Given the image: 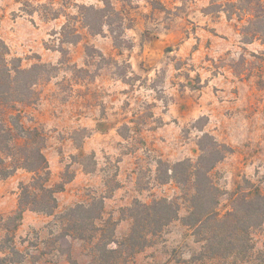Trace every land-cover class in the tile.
Listing matches in <instances>:
<instances>
[{
    "label": "rangeland",
    "instance_id": "obj_1",
    "mask_svg": "<svg viewBox=\"0 0 264 264\" xmlns=\"http://www.w3.org/2000/svg\"><path fill=\"white\" fill-rule=\"evenodd\" d=\"M210 1L0 0L9 57L40 67L18 110L46 137L57 190L51 215L17 220L32 173L0 176V264H264V224L246 251L216 255L183 224L190 184L162 183L167 164L195 163L214 140L220 216L237 187L264 194V40L243 43L245 21ZM161 198L178 219L137 252L121 246L135 202Z\"/></svg>",
    "mask_w": 264,
    "mask_h": 264
},
{
    "label": "trees",
    "instance_id": "obj_2",
    "mask_svg": "<svg viewBox=\"0 0 264 264\" xmlns=\"http://www.w3.org/2000/svg\"><path fill=\"white\" fill-rule=\"evenodd\" d=\"M209 7L228 20L245 21L239 29L243 43L264 40V0H211ZM9 56L0 39V176H11L19 169L32 173L31 181L19 186L17 220L25 210L51 215L57 207V190L49 185L48 162L43 154L46 137L36 127H25L18 110L19 105L31 101L40 67L22 68L17 58ZM200 151L195 163L184 160L167 164L162 183L170 181L185 188L190 184L188 213L182 221L195 235L205 237L209 250L216 255L227 249L246 251L250 230L264 224V194L255 186H239L229 195L231 210L220 216L217 207L222 192L210 171L224 158L225 148L211 140ZM130 210V232L120 245L134 253L147 245L149 236L178 219L179 205L175 200L161 198L150 203L135 202Z\"/></svg>",
    "mask_w": 264,
    "mask_h": 264
}]
</instances>
